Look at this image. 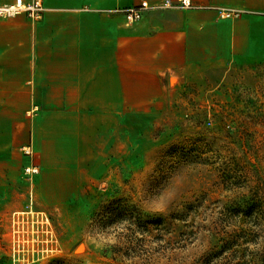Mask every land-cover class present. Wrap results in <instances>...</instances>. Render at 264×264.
I'll return each mask as SVG.
<instances>
[{
    "label": "rangeland",
    "instance_id": "374dc122",
    "mask_svg": "<svg viewBox=\"0 0 264 264\" xmlns=\"http://www.w3.org/2000/svg\"><path fill=\"white\" fill-rule=\"evenodd\" d=\"M166 88L157 103H122L76 199L27 193L0 218V264H264V60Z\"/></svg>",
    "mask_w": 264,
    "mask_h": 264
},
{
    "label": "crops",
    "instance_id": "0c3cea01",
    "mask_svg": "<svg viewBox=\"0 0 264 264\" xmlns=\"http://www.w3.org/2000/svg\"><path fill=\"white\" fill-rule=\"evenodd\" d=\"M163 1L42 0L38 20L0 18V218L27 193L43 205L76 199L100 171L122 103H157L170 77L264 60V0L155 8ZM141 2L149 8L127 23L119 11Z\"/></svg>",
    "mask_w": 264,
    "mask_h": 264
},
{
    "label": "built area",
    "instance_id": "2783aa9c",
    "mask_svg": "<svg viewBox=\"0 0 264 264\" xmlns=\"http://www.w3.org/2000/svg\"><path fill=\"white\" fill-rule=\"evenodd\" d=\"M192 4L190 0H175L172 1H163L155 6V8L160 9H170V8H191ZM149 8L147 2H141L139 5L129 7L119 11L126 20L127 23H135L141 20L145 11ZM44 12V7L42 0H31L27 3L22 0H15L11 4H0V18L14 17L19 14H25L31 20H38L41 18ZM241 13L236 10L231 9H222L219 10V16L222 19H237ZM23 152L25 154H30L29 148H24ZM25 173L29 175H35L38 173L36 167H27L25 168ZM32 201V200H31ZM12 217V239L15 240V225L17 219ZM14 243V242H13Z\"/></svg>",
    "mask_w": 264,
    "mask_h": 264
},
{
    "label": "trees",
    "instance_id": "16d2710c",
    "mask_svg": "<svg viewBox=\"0 0 264 264\" xmlns=\"http://www.w3.org/2000/svg\"><path fill=\"white\" fill-rule=\"evenodd\" d=\"M249 204H247L248 206H250L248 208H251L252 205H251V203H249ZM146 220H148V223L146 222ZM136 222H137V225L139 227H146L144 225V223H145L150 228L160 229L161 227H163V225L165 223V220L163 218H161V217H153V219L152 218L144 219L142 217H136Z\"/></svg>",
    "mask_w": 264,
    "mask_h": 264
}]
</instances>
